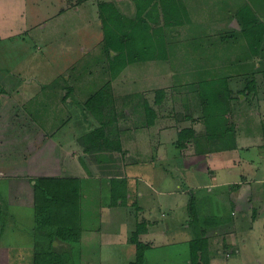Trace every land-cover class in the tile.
<instances>
[{
	"label": "rangeland",
	"instance_id": "1",
	"mask_svg": "<svg viewBox=\"0 0 264 264\" xmlns=\"http://www.w3.org/2000/svg\"><path fill=\"white\" fill-rule=\"evenodd\" d=\"M108 1L135 15L134 0H0V264L53 259L46 253L48 242L64 230L38 214L37 180L79 178L80 220L67 230L68 239L80 240L81 264H133L141 246L129 239L138 225L163 230L152 232L153 244L145 249L142 264H193L191 240L201 247V238L212 237L223 224L218 215L207 213L211 203L202 199L230 201L238 195L233 185H227L229 191L221 183L216 188L205 170V157L212 162L219 150L226 159L223 179L245 175L249 184L257 183L258 194L259 187L264 190V182L255 181L264 178V0H183L191 20L165 27L168 58L140 62L143 69L131 77L138 83L128 82L125 91L113 82V102L108 107L99 103L93 112L85 101L101 85L111 84L99 16V4ZM222 78H227L229 96ZM211 79L219 80L218 96ZM70 90L69 102L64 94ZM158 90L165 92L161 106L155 104ZM101 97L108 96L95 100ZM144 97L158 111L138 109ZM115 106L124 114L110 120L120 125L110 135L113 144L94 133L98 127L91 129L108 121L107 112ZM170 122L176 128L191 124L204 129L194 134L198 153L188 147L189 155L179 153L173 142L181 146L185 138L177 130L169 135L174 139L163 133ZM106 127L113 124L106 122ZM73 134L82 140L72 139ZM84 139L90 147L100 142L113 146L85 153ZM120 143L122 152L114 146ZM241 193L246 206L251 193ZM174 198L184 209L179 222L172 216ZM216 203V213H230L231 204ZM189 207L198 212L196 218ZM143 233L140 242L149 245ZM257 234L247 231V246L238 241L240 248L223 261L214 255L209 238L204 256L212 264H264V242Z\"/></svg>",
	"mask_w": 264,
	"mask_h": 264
},
{
	"label": "trees",
	"instance_id": "2",
	"mask_svg": "<svg viewBox=\"0 0 264 264\" xmlns=\"http://www.w3.org/2000/svg\"><path fill=\"white\" fill-rule=\"evenodd\" d=\"M134 2L135 15L133 16H129L128 13L124 12L115 1L101 2L99 4V16L103 26V42L106 52V62L108 64L107 69H109L107 74L109 82L111 84H109V87L108 85H101L100 89L97 92H94V94L90 95L92 97L87 98V100L85 101L86 107L91 108L93 112L97 110L95 108L99 106V103H107V107L110 105L113 96L115 95L113 91L114 86L112 85L113 82L117 83L118 85L121 84L122 88H125V91L128 82H130L129 84L133 83V85L138 83L135 82L134 78L131 80V77L136 76L143 69V65L140 62H148L151 60H155L158 62L159 60H166L168 58L165 27L182 25L185 24L186 21L190 22L191 20L189 11L185 6V2L183 0H134ZM162 18L164 19V22H160ZM222 79L223 82H225V91L229 96V89H227L226 85L227 78ZM218 81V79H211L208 81L209 84H213L217 87L214 96H218V91L221 89H219L218 87ZM249 90L251 91V89ZM204 93L205 90L201 89V95L204 96ZM156 95L158 96V99L156 100L155 104L161 105V98L165 95V92L163 90H158ZM96 96L108 97H104L105 99L101 97L97 99V102L95 100ZM109 96H111V99H109ZM64 97H66V99H68V101L70 102L72 100L71 90L67 91V93L64 94ZM139 100L142 103L137 104L138 109L139 106L143 105L146 108L147 112L158 111L155 106H152L148 103V99H146L145 97L143 98V100ZM86 107L83 106L84 109ZM206 107L207 104L204 105V113ZM109 112V120H104L102 124L93 127L91 130L98 127L96 130H94V133L104 136L105 141H109L114 144V142L110 139V135L113 132L115 133L120 125L117 120H110L117 119L124 113L123 111V114L116 111V106L115 108L110 109V111H108L107 113ZM156 117H159L157 116V112ZM99 119L102 118L99 117ZM205 120L207 123L206 115ZM106 122L113 124V127L109 128V130H106ZM150 123L151 125L154 124V122L152 121ZM158 123L156 124L157 126ZM207 126L209 128V123H207ZM103 128H105V132H107L106 136L103 132H101L104 131ZM181 136H184L183 133H181ZM84 141L86 140L84 139ZM92 141L94 142L95 139L92 138ZM86 144L88 145V148ZM86 144L85 151H87V153H89L90 151H97L100 148L103 149L102 151L106 149L111 150L113 146L107 145V143L105 142H100V146L96 143L94 147H90V142L86 141ZM114 146L116 148H119L122 152L121 144L119 146ZM114 151H117V149H115ZM100 156L101 153H99V159ZM106 158L109 159L110 157L108 156ZM42 181L43 182L37 180V182H35V190L37 193L36 210L39 215L49 217L48 220L51 222L49 224L59 225L64 230V234L62 236L60 234H52L51 239L48 242L46 253L49 251V254L53 257V259L49 260L47 258L43 264H81L80 255L82 253L80 248V240H75L71 237L68 239L69 230H67L69 226L78 225L80 220L79 212L81 198L83 197V195L79 178L57 177L53 179L45 178ZM44 206L48 209L44 208ZM189 209L192 217L198 214L197 211L195 213L190 207ZM221 221L222 220H220L219 222ZM223 222L224 221H222V223ZM80 228L77 229L78 235ZM145 228L144 226L141 227L138 225L136 232L132 234L129 239L131 242L138 244V246H141L138 249L140 255L138 254L137 261H135L133 264L143 263L145 257V249L150 246L148 244H143L139 239L140 234L144 232ZM209 237L210 235L203 236L201 238V242L203 243L202 246L200 245L201 247H197L195 244H193L196 239L191 240L193 250L192 253L196 256H194L193 264H210V260L208 259V257L206 258L204 256L203 251V249H207ZM58 239L61 244L59 246H56L54 244V241Z\"/></svg>",
	"mask_w": 264,
	"mask_h": 264
},
{
	"label": "crops",
	"instance_id": "3",
	"mask_svg": "<svg viewBox=\"0 0 264 264\" xmlns=\"http://www.w3.org/2000/svg\"><path fill=\"white\" fill-rule=\"evenodd\" d=\"M232 20H234V19H232ZM231 98L236 99L235 97H231ZM243 98H244V96L242 97V99ZM232 99L229 101L233 102ZM161 105L158 104V106H161ZM158 109H160V108L158 107ZM198 113H200V112L198 111ZM195 115L199 116L198 114H195ZM186 118L189 119V116ZM184 122L185 121H183L182 123L184 124ZM158 125H159V123H158ZM185 125H184V127L176 128L175 127L176 125L171 124V122H170L168 124V126H171V127L165 129L163 131V133H165V135H167L168 137H170L169 135H171V132L173 130H177L176 133H178V136H181V133H183V135H184L183 138H185V139H183V141L180 140V143H179V145H181V144L182 145L178 146L176 141L173 142V145H174V147L177 146L176 149L180 150L179 153L181 155L187 156L190 154V153H187L185 151V149L187 147L191 148V151L194 150L195 153H198L196 150V146L194 149V144H193L194 134L197 132L199 133V131H203L204 129H206V131L204 130V132L206 133L207 136H208V133H210V132H209L208 126H206L204 129L201 130L200 128H197L196 126L193 127L191 124L188 126H185ZM201 127H202V125H201ZM172 128H176V129H172ZM173 132H175V131H173ZM187 132H188V134H187ZM155 134H156V132H155ZM76 135L77 134H73L72 139L75 138L78 141V139H80V138H78ZM158 138H159V135L157 137H155V139H158ZM170 138H173V137H170ZM80 140H82V138ZM77 141H76V143H77ZM120 144H121V148H122L124 145L122 143H120ZM70 146H71V144H70ZM87 148H88V145H87ZM221 148L222 147H220V149ZM59 149H61V146L59 147ZM166 151L167 150H165L163 148L161 152H162V154H164ZM85 153H87V151H85ZM116 153L119 154L120 152L117 150ZM210 153H212L211 150H210ZM221 154L222 153L219 150L217 152V154L215 155V157H213L212 162L210 161V158L205 157V160L207 161L204 163V165L206 164V166H207V169H205V170L207 173L211 174V178L214 177V179L217 181L218 184H216V188L220 187L221 185L219 183H221L222 186L224 185L226 187V191H229L227 188V185H233L235 187V190H238V195L233 196V199L230 201L227 199L226 200L220 199V198L216 199V198H214V196L209 198V199L204 198L202 200L203 201L205 200V201L211 203V206H210L209 210L207 211L208 214H213L214 216L218 215L220 217V219L222 221H224L223 224H221V226L219 228H217L216 231L214 232V234H213L214 237L212 235H211L212 237H209V238H211V240L213 242L212 248L214 250V255L219 256L218 258H220V256H221V261H223L224 255H226L227 257L232 255L234 247L238 246L240 248V245H236L238 243V241L243 242L244 246H247L248 242H247V237L245 236V233H247V231H251L254 234L258 233L257 236L263 240L262 243L264 242V196L262 195L264 190L259 187V194H258L257 189H256L257 183L253 184V185L249 184L250 181H248V178L245 175H242L241 178H238V179L231 181V182L223 179V177L220 176V170H222V168L225 166L224 163H225L226 159L224 160L222 158ZM98 155L99 154H97V156ZM57 156L61 157V153L57 152ZM216 181H214V182H216ZM255 181L261 183V182H264V178H260V179H257ZM251 183H252V181H251ZM209 184H213V181L211 180V182L209 181L208 184H204L203 186L205 187L206 185H209ZM242 190L245 192L248 191L252 195V196L250 195V199H249V200H251V202L246 206H244V204H243L245 201L243 200V196L241 193V192H243ZM171 192H173V191H171ZM189 193L191 195H194L192 192H189ZM203 196H204V194H203ZM215 200H217L218 203L220 200L225 201V205H226V202L229 203V205L231 204L230 205V208H231L230 213L226 209H224L226 211L223 210L220 213H216L218 211H216L214 209L215 208ZM218 203H216V206L218 205ZM171 206H172V210H173L172 216L179 222L181 219V213H184V209L182 208V204H181V202H179L178 200H176L174 198V200L171 201ZM107 209L110 210L109 207ZM187 210H189L188 212H189V214H191L190 209L187 208ZM213 212H215V213H213ZM224 212L229 213L228 216L224 215ZM186 222L188 223V221H186ZM142 223H144V222H142ZM159 228H160V226H159ZM159 228L155 227V225L152 226L150 229L145 228L143 235H147L146 237H148V239H150L149 245L152 246V244H153L152 232L156 229L163 231ZM261 233L263 234V237L260 236ZM161 237L159 238V240H162ZM191 239L192 238H190V240ZM186 240H187V238H186ZM208 244H209V241H208ZM261 245H262L261 241H259V244H255L254 247H256L257 251H258V247H261ZM228 252H231V253H228ZM261 255H263V260H264V249L261 251ZM216 260L220 261V259H216ZM210 264H212L211 261H210Z\"/></svg>",
	"mask_w": 264,
	"mask_h": 264
},
{
	"label": "water",
	"instance_id": "4",
	"mask_svg": "<svg viewBox=\"0 0 264 264\" xmlns=\"http://www.w3.org/2000/svg\"><path fill=\"white\" fill-rule=\"evenodd\" d=\"M233 22H234V24H236V25L238 24V20H237V19H234Z\"/></svg>",
	"mask_w": 264,
	"mask_h": 264
}]
</instances>
